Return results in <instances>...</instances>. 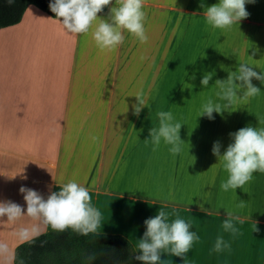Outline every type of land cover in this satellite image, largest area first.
<instances>
[{
	"label": "crops",
	"instance_id": "1",
	"mask_svg": "<svg viewBox=\"0 0 264 264\" xmlns=\"http://www.w3.org/2000/svg\"><path fill=\"white\" fill-rule=\"evenodd\" d=\"M216 2L203 0L204 7ZM245 9L246 18L217 29L205 23L201 0H144L147 42L124 30L121 45L101 50L91 31L69 33L56 17L29 5L19 23L0 29V201L23 210L21 186L46 198L75 180L88 188L102 213L97 234L121 235L135 247L145 231L143 221L163 208L171 213L169 220L178 215L190 221L200 237L185 254V264H264V172L253 173L243 189L221 191L227 174L211 151L219 141L223 154L232 142L229 133L242 127H264V114L252 111L263 107L264 85L252 79L261 90L248 99L257 115L232 117L230 108L243 107L238 102L222 114L214 112V119L192 118L206 99L194 103L191 87H201L204 73H213L208 87H216L215 81L227 79L240 62L264 70V0L246 3ZM174 13H200L201 19L190 20L189 35L186 28L188 40L176 35ZM97 15L107 18L108 8ZM183 42L178 57L176 45L180 50ZM138 91L151 109L143 108L139 117L132 114L135 97H129ZM158 110L171 111L182 123L180 154H170L163 142L153 150L145 140L158 125ZM239 200L243 207H236ZM221 205L237 218L235 234L221 227L226 217ZM33 227L40 234L54 231L27 214L0 218L5 246L0 264H14L17 246L36 237L29 233L21 240L19 230ZM218 235L230 245L220 252L213 251ZM161 260L183 264L170 253H162Z\"/></svg>",
	"mask_w": 264,
	"mask_h": 264
},
{
	"label": "clouds",
	"instance_id": "2",
	"mask_svg": "<svg viewBox=\"0 0 264 264\" xmlns=\"http://www.w3.org/2000/svg\"><path fill=\"white\" fill-rule=\"evenodd\" d=\"M12 2L13 0H8V3ZM252 2L254 0H217L216 3L204 7L201 0L205 23L212 28L226 29L248 16L245 4ZM143 3L144 0H50L49 8L67 32L81 34L91 31V37L99 49L113 50L124 42V30L140 43L147 42ZM105 7L108 8L107 18H101L97 14ZM253 65L249 62H240L235 71L229 72L227 79H217L214 84L217 88L215 96L218 99L208 97L204 100L197 117L206 116L210 120L214 119V112L222 114L237 102L243 104L249 98L258 95L261 90L252 83V79L264 85V70L257 72ZM212 76L211 72L204 73L199 81L201 87L207 88ZM191 78L195 79L196 74L193 73ZM129 97H135L131 102L133 115L139 117L143 108L150 109L149 101L142 91ZM155 115L158 125L149 129L150 138L145 140L151 141L153 150L163 142L168 146L170 154L173 156L180 154L185 144L180 137L182 123L175 119L171 111L158 110ZM229 136L232 142L227 145L223 154L219 141L213 142L211 151L227 174L220 182L221 191L236 192L237 188L243 189V186L252 179L253 173L264 172V127H253L249 124L229 133ZM91 139L96 142L98 137L93 135ZM19 192L23 194L26 209L22 210L19 204L10 200L0 201V218L15 220L22 214H27L43 224L50 225L53 230L62 232L71 229L85 236L96 233L101 227L102 213L91 203L88 188L75 180L61 184L58 191L50 192L46 198L38 191L24 186L20 187ZM192 203L194 201L191 198L190 204ZM244 204L243 200H239L236 207H243ZM198 207L204 209L202 203H199ZM220 207L226 212V217L221 223L223 231L235 234L238 229L233 221L237 218L223 205ZM170 215L171 213L163 208H158L154 216L143 221L145 231L133 250V258L136 261L142 264H162L161 254L170 253L172 256L181 257L185 264V254L200 237L196 231L190 230L192 228L190 221L178 215L169 220ZM29 233L32 236L40 234L39 230L33 227L21 228L18 235L21 240H26ZM4 247L0 245V249ZM229 247L223 236L218 235L213 251L220 252ZM88 259L91 261L94 257L90 256Z\"/></svg>",
	"mask_w": 264,
	"mask_h": 264
},
{
	"label": "trees",
	"instance_id": "3",
	"mask_svg": "<svg viewBox=\"0 0 264 264\" xmlns=\"http://www.w3.org/2000/svg\"><path fill=\"white\" fill-rule=\"evenodd\" d=\"M50 0H0V29L21 21L29 5L47 11ZM62 19V18H60ZM131 242L121 235L89 233L71 229L40 234L17 246L14 264H142L133 258ZM94 257L89 261V257Z\"/></svg>",
	"mask_w": 264,
	"mask_h": 264
},
{
	"label": "rangeland",
	"instance_id": "4",
	"mask_svg": "<svg viewBox=\"0 0 264 264\" xmlns=\"http://www.w3.org/2000/svg\"><path fill=\"white\" fill-rule=\"evenodd\" d=\"M174 14L176 15V25H177L176 26V35L182 37L184 41H185V39L188 40L187 36L190 34V32H189V22H190V20L191 21H195V20L201 19L200 13H174ZM180 22H184L186 24L185 25L184 24L181 25ZM198 23H200V22H198ZM186 28H187V34L188 35H186ZM207 28H206V30H207ZM179 31H181V32L178 33ZM200 32H201V29L199 30V33ZM193 40L194 41H193L192 44L194 46L195 45L194 42L196 41V39L194 38ZM179 46H180L179 44L176 45V47H177L176 53H177L178 57H180V55L184 53V51H183L184 42L181 44V49L180 50H179ZM196 46L198 48V47H200V44L196 43ZM168 51H169L168 49L164 50V52H166V53ZM171 51L174 52V49H172ZM165 62H166V64H168L169 61L167 60ZM178 64H179V61H178ZM213 70H215V67L213 68ZM162 88L163 87H161L162 93H166L167 90H163ZM216 89H217L216 87H207V88L191 87V94H192V99H193L194 103H195L196 99L198 100V99H201L202 97H204V99H207L208 97H212L214 100L218 99L215 96ZM165 98H167V97H163V99H165ZM221 103H223V102L221 101ZM239 104H241V103H239ZM251 106H252V101L251 100H247L246 102L243 103V107L240 108V106H239V109L230 108V109H233L231 116L233 117V115H239L240 117H251L252 115H257V114H252V111L264 114V103H263V107L260 108V109H252ZM251 109H252V111H251ZM235 111H237V112L235 114H233ZM197 114H198V112L195 111V109H194L192 111V116H193L192 118H200V117H197ZM226 115L229 116V113L226 112ZM203 117H206V116H203ZM203 117H201V118H203Z\"/></svg>",
	"mask_w": 264,
	"mask_h": 264
}]
</instances>
